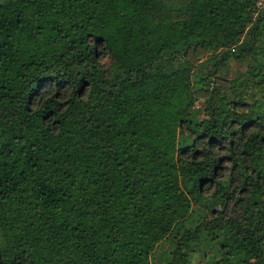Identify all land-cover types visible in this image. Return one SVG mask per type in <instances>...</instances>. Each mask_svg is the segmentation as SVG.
Listing matches in <instances>:
<instances>
[{
	"label": "trees",
	"instance_id": "trees-1",
	"mask_svg": "<svg viewBox=\"0 0 264 264\" xmlns=\"http://www.w3.org/2000/svg\"><path fill=\"white\" fill-rule=\"evenodd\" d=\"M257 2L0 0V264H264Z\"/></svg>",
	"mask_w": 264,
	"mask_h": 264
},
{
	"label": "rangeland",
	"instance_id": "rangeland-1",
	"mask_svg": "<svg viewBox=\"0 0 264 264\" xmlns=\"http://www.w3.org/2000/svg\"><path fill=\"white\" fill-rule=\"evenodd\" d=\"M210 53H207L205 51H201V49H197L195 52H191L189 54V60L191 63V66H194V68H198L199 66L201 68H206V66L209 64L208 59H210L209 56ZM251 65V62L249 60L243 59L241 61L236 60H229L223 67L220 69L218 73V82H220L222 85L227 84L226 81L233 79L235 76H237L239 73H242L246 70L248 66ZM223 81V82H221ZM196 109H199L200 102L197 101L195 103ZM196 207H194L195 209ZM166 253L170 251L173 248V244L171 242L167 243L165 245ZM205 256H202V254H198V252L190 254V264H209V253L206 252Z\"/></svg>",
	"mask_w": 264,
	"mask_h": 264
},
{
	"label": "built area",
	"instance_id": "built-area-1",
	"mask_svg": "<svg viewBox=\"0 0 264 264\" xmlns=\"http://www.w3.org/2000/svg\"><path fill=\"white\" fill-rule=\"evenodd\" d=\"M257 6H258L259 8H264V0H258V2H257Z\"/></svg>",
	"mask_w": 264,
	"mask_h": 264
}]
</instances>
